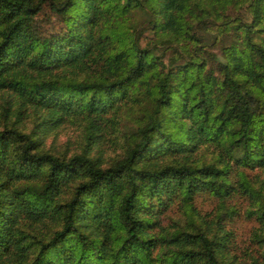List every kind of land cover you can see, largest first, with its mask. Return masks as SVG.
<instances>
[{
	"label": "trees",
	"instance_id": "1",
	"mask_svg": "<svg viewBox=\"0 0 264 264\" xmlns=\"http://www.w3.org/2000/svg\"><path fill=\"white\" fill-rule=\"evenodd\" d=\"M0 264H264V0H0Z\"/></svg>",
	"mask_w": 264,
	"mask_h": 264
},
{
	"label": "rangeland",
	"instance_id": "2",
	"mask_svg": "<svg viewBox=\"0 0 264 264\" xmlns=\"http://www.w3.org/2000/svg\"><path fill=\"white\" fill-rule=\"evenodd\" d=\"M44 26L45 28H48L49 25L47 24ZM122 124H124V127H120V130H130L134 127V122L131 120H125ZM83 137L84 135L81 127L76 126L75 124L64 123L47 134L42 145L44 149L54 154H64L68 156L72 153L81 151V148L83 147ZM117 137L118 141L121 142V136L117 135ZM107 139L108 138L105 139V142L102 141V144H99L103 149L102 155L104 158L113 156L114 152L118 150V145L109 144L108 141H106ZM94 150L95 148L90 150L91 155L94 154ZM194 205L196 209L202 213L204 211H208L211 208L212 203L210 199L206 197H197ZM167 215L177 217L179 213L176 212V209H172L167 213ZM253 225L254 223L251 221L244 220L241 217H233L227 222L226 227L233 232V238L236 246L241 247L246 243L250 229Z\"/></svg>",
	"mask_w": 264,
	"mask_h": 264
}]
</instances>
